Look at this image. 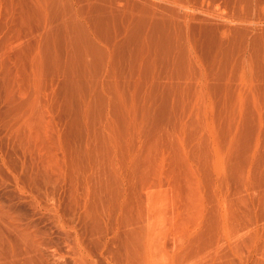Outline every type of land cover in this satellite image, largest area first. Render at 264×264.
I'll return each mask as SVG.
<instances>
[{"label":"rangeland","instance_id":"rangeland-1","mask_svg":"<svg viewBox=\"0 0 264 264\" xmlns=\"http://www.w3.org/2000/svg\"><path fill=\"white\" fill-rule=\"evenodd\" d=\"M0 264H264V0H0Z\"/></svg>","mask_w":264,"mask_h":264}]
</instances>
